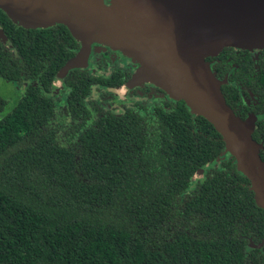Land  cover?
<instances>
[{
	"label": "trees",
	"instance_id": "trees-1",
	"mask_svg": "<svg viewBox=\"0 0 264 264\" xmlns=\"http://www.w3.org/2000/svg\"><path fill=\"white\" fill-rule=\"evenodd\" d=\"M0 26V76L23 87L7 111L0 92V264H264V209L210 121L184 100L107 112L86 100L104 79L71 69L60 138L50 93L78 41L64 24L24 28L1 9ZM215 57L227 103L257 116L264 160V49Z\"/></svg>",
	"mask_w": 264,
	"mask_h": 264
},
{
	"label": "water",
	"instance_id": "water-1",
	"mask_svg": "<svg viewBox=\"0 0 264 264\" xmlns=\"http://www.w3.org/2000/svg\"><path fill=\"white\" fill-rule=\"evenodd\" d=\"M0 8L24 28L68 27L79 49L57 73L58 87L71 69L88 65L94 43L141 59L146 81L214 125L225 142L222 155L234 157L264 209L263 144L253 137L257 116L235 113L222 92L229 75L217 77L215 61L207 60L225 47L264 49V0H0ZM0 39L8 43L1 26Z\"/></svg>",
	"mask_w": 264,
	"mask_h": 264
},
{
	"label": "flooded vegetation",
	"instance_id": "flooded-vegetation-1",
	"mask_svg": "<svg viewBox=\"0 0 264 264\" xmlns=\"http://www.w3.org/2000/svg\"><path fill=\"white\" fill-rule=\"evenodd\" d=\"M260 51L261 50H258L256 52L259 53ZM215 58V56L210 57L209 60H213ZM213 65L215 66L216 63L214 62ZM137 67L138 66L136 64L132 63L131 60H129L121 52H117L108 46L94 43L91 46L88 65L86 67H79L74 69L79 71L80 75H93L95 77H101L104 79V82L102 84H94L92 91L87 95L86 100L88 102L93 101L96 105H98L97 102L94 101V96L100 94H103V97L107 98H111V96H113V100L116 99L119 103L118 107H111L110 109H108L106 106H98L103 110L110 113L113 112L118 116L123 115L129 108L134 109L135 112L138 110H149L151 111V113H153L152 111L155 112L156 108L161 106H168V103L174 101L161 87L150 82H143L140 83V85H133L131 87H128L127 85L132 79L134 71L137 69ZM65 77L60 87L52 88V91L50 93V96L54 101L55 120L53 121V126L59 128L57 132L58 137L60 138L67 136V131L70 130L69 125L72 122V115L70 112L69 104L67 102L68 94H66L64 88L66 86ZM13 83L17 85L15 82ZM27 84L28 83L25 82L23 86L26 87ZM124 85L127 86L126 90H128L126 96L123 99H118L111 90L114 88L122 87ZM20 86L22 87V84H18V87ZM130 98L132 99L129 100ZM245 100L248 103L247 105L253 106V102L248 98V96L244 97V101ZM61 106L65 107L63 112L67 115L66 117H64L62 112H60V115L58 113V107L60 108ZM95 120V118H92L90 122L93 123Z\"/></svg>",
	"mask_w": 264,
	"mask_h": 264
},
{
	"label": "rangeland",
	"instance_id": "rangeland-1",
	"mask_svg": "<svg viewBox=\"0 0 264 264\" xmlns=\"http://www.w3.org/2000/svg\"><path fill=\"white\" fill-rule=\"evenodd\" d=\"M115 51L121 52L118 50H115ZM121 53L124 56H126L129 60H131L132 63H134L138 66L137 69L134 71L133 77L129 81V84L127 86L131 87L133 85H140V83H143V82H150V81H146L145 77L142 75V74H145L142 71V67L144 66L143 61L141 59H138L137 57L129 56V55L125 54L123 51ZM253 53H254V51H253ZM255 53H256V51H255ZM150 83H152V82H150ZM16 84L17 85H15L13 82L8 81V80L4 79L2 76H0V92L2 93L3 96L6 97V99L9 102L6 111L13 108V106L17 103L19 97L21 96V94L23 92L22 87L21 86L18 87V83H16ZM127 86L124 85L122 87L114 88L111 91L116 95V97L118 99H123L126 96V93L128 91V90H126ZM94 98H95L94 101H96L97 104L101 107L106 106L108 109H110L111 107L115 108V107L119 106L118 101L116 99L113 100V96H111V98L110 97L107 98V97H103V94H100V95L94 96ZM131 99L132 98H130L129 100H131ZM64 108H65L64 106H61L60 108L58 107V113L60 115V112H62L64 117H66L67 115L64 114V112H63ZM212 165H214V164H212ZM212 165H210V166H212Z\"/></svg>",
	"mask_w": 264,
	"mask_h": 264
}]
</instances>
